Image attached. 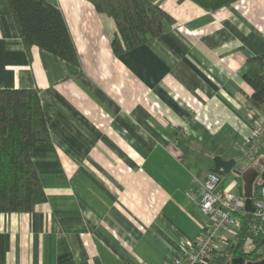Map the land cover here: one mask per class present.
Listing matches in <instances>:
<instances>
[{
  "label": "crops",
  "instance_id": "crops-1",
  "mask_svg": "<svg viewBox=\"0 0 264 264\" xmlns=\"http://www.w3.org/2000/svg\"><path fill=\"white\" fill-rule=\"evenodd\" d=\"M45 1L63 14L76 72L27 53L0 0V89L38 90L50 135L31 152L46 200L0 214V264H178L204 226L184 195L190 178L219 170V191L242 196L244 210L243 175L258 172L253 193L264 182V150L244 160L236 148L264 116L243 77L264 56V0L215 12L148 0L173 21L120 55L114 21L90 2ZM231 243L207 264L233 257Z\"/></svg>",
  "mask_w": 264,
  "mask_h": 264
},
{
  "label": "trees",
  "instance_id": "trees-1",
  "mask_svg": "<svg viewBox=\"0 0 264 264\" xmlns=\"http://www.w3.org/2000/svg\"><path fill=\"white\" fill-rule=\"evenodd\" d=\"M115 23L111 43L115 55L137 48L163 33V23L173 19L148 0H86ZM185 1V0H179ZM207 12H215L240 0H188ZM19 37L27 53L32 47L51 54L67 68L79 66V59L61 10L45 0H7ZM245 82L252 88L250 102L264 107V56L249 58ZM48 116L36 89H0V214L29 213L46 200L41 180L31 158L40 142L50 139ZM264 182L254 185L253 198ZM240 215L236 242L246 236L248 211ZM240 245V244H239ZM256 251L242 254L240 246H228L226 255L258 260ZM225 257V256H224ZM224 257L218 258L221 262ZM223 263V262H222ZM221 264V263H218Z\"/></svg>",
  "mask_w": 264,
  "mask_h": 264
},
{
  "label": "built area",
  "instance_id": "built-area-1",
  "mask_svg": "<svg viewBox=\"0 0 264 264\" xmlns=\"http://www.w3.org/2000/svg\"><path fill=\"white\" fill-rule=\"evenodd\" d=\"M71 71L77 70L72 68ZM236 148L244 160H253L264 150V116L253 128L251 136L244 143L236 144ZM219 173V170L211 171L203 179L192 177L188 181L184 195L199 211L204 226L203 232L194 243L184 250L178 264L211 263L214 260L216 245L226 240L228 235L233 239V243L229 246H240L244 255L254 253L257 241L260 238L264 239V186L257 190L255 198L252 199L253 211H248L250 214L248 233L240 242H236L242 226L240 215L244 210V198L240 195L220 192Z\"/></svg>",
  "mask_w": 264,
  "mask_h": 264
},
{
  "label": "water",
  "instance_id": "water-1",
  "mask_svg": "<svg viewBox=\"0 0 264 264\" xmlns=\"http://www.w3.org/2000/svg\"><path fill=\"white\" fill-rule=\"evenodd\" d=\"M258 172L252 170L247 174L243 175L244 182V196H245V209L249 212L253 211L252 207V195H253V183L257 178ZM260 178L264 180V171L260 174ZM257 255L260 256L258 260L252 261L248 260L242 256H233L230 259H227L226 262L221 264H264V246L257 252Z\"/></svg>",
  "mask_w": 264,
  "mask_h": 264
}]
</instances>
